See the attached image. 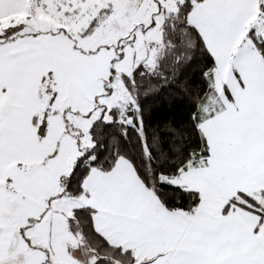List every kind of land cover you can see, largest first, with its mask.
Masks as SVG:
<instances>
[{
  "label": "snow or ice",
  "instance_id": "6c2138e0",
  "mask_svg": "<svg viewBox=\"0 0 264 264\" xmlns=\"http://www.w3.org/2000/svg\"><path fill=\"white\" fill-rule=\"evenodd\" d=\"M0 264H264V0H0Z\"/></svg>",
  "mask_w": 264,
  "mask_h": 264
}]
</instances>
